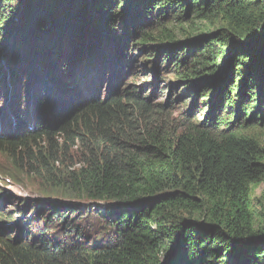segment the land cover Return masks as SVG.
I'll list each match as a JSON object with an SVG mask.
<instances>
[{
  "label": "trees",
  "instance_id": "16d2710c",
  "mask_svg": "<svg viewBox=\"0 0 264 264\" xmlns=\"http://www.w3.org/2000/svg\"><path fill=\"white\" fill-rule=\"evenodd\" d=\"M113 64L132 82L67 108L77 77ZM23 75L30 93L45 79L25 108L50 96L57 115L0 137L11 177L58 195L71 233L90 212L104 224L70 243L0 234V264H264V0H0V83Z\"/></svg>",
  "mask_w": 264,
  "mask_h": 264
},
{
  "label": "rangeland",
  "instance_id": "374dc122",
  "mask_svg": "<svg viewBox=\"0 0 264 264\" xmlns=\"http://www.w3.org/2000/svg\"><path fill=\"white\" fill-rule=\"evenodd\" d=\"M199 28L203 27V23H195ZM137 45H139L137 43ZM10 46H7L5 50H3L2 55L7 53L9 51ZM170 60V59H169ZM173 62H171V66H173ZM112 65H107L105 67V71H107V75L110 76L111 74V67ZM34 69H32L33 71ZM175 74L172 73L170 74L166 80H163L162 84L167 86L169 80L172 81L174 84ZM23 80H27V77L23 75L21 78H19V81L14 85L10 82V80H7L6 82L2 81L0 83V114L5 115V113L9 114L11 117L15 115V109L12 107L10 110H8L9 107L13 104V99L7 96L6 92L10 91L14 96H15V103L17 107V118L18 121L20 122L23 118L27 117L30 114V110L25 108L26 102H28L31 98V94H35L37 91L41 90L45 86V79H41V76L38 77V86H33L31 85L30 88H32V92L28 91V85L29 83H24ZM131 78L128 76L124 78L122 81V87H124L126 84L131 82ZM102 86V85H101ZM40 88V89H39ZM207 95L204 96V98H200L197 100V104H199L200 101L207 99ZM166 99L165 97L161 98H156L155 101L158 103L164 104ZM181 108H176V111ZM5 111V112H4ZM166 111H169L168 107H166ZM2 116V117H3ZM194 117L196 118H201L202 116L199 114H196ZM170 122H174V127H179L181 126L180 122H176V112H173V116L169 117ZM264 129V126L262 127ZM34 130H36L34 128ZM264 131V130H262ZM46 143V141H45ZM10 167L9 161L6 160L3 156L0 155V193H5L6 196H0V203H3L1 198L4 199V207L6 208V211L10 210V214L12 215L13 219H15V215H18L17 212L21 211L23 212L20 214L30 216L31 210H30V203L35 200V199H40L44 198L45 200H57L59 202H63L58 195H50L45 191V193L42 192V190L36 185V183H31V180L28 179L27 177H23L22 175H16L12 171L13 177L10 175V170L8 169ZM264 194V180L262 183L256 188L254 192V199H261ZM23 202H27L28 207L24 209V206L22 205ZM64 203H73L72 201H64ZM90 203V202H89ZM89 203H84V205L89 204ZM100 203V202H98ZM8 204H13L19 206V208L14 207L13 205H8ZM1 208V209H3ZM95 207L93 206L92 209ZM105 212L101 213L104 215ZM34 215V214H33ZM79 217V216H78ZM81 219L77 222V217H74L75 221H72L73 224L79 225L85 229L86 232H91L94 235H96L98 232L103 231L102 224H104L103 220L98 218L94 212H90L86 215L80 216ZM40 228L47 230V225L45 224V227L40 226ZM56 241H59L57 237H55ZM82 246V245H80Z\"/></svg>",
  "mask_w": 264,
  "mask_h": 264
},
{
  "label": "clouds",
  "instance_id": "9594fccd",
  "mask_svg": "<svg viewBox=\"0 0 264 264\" xmlns=\"http://www.w3.org/2000/svg\"><path fill=\"white\" fill-rule=\"evenodd\" d=\"M112 66L115 67V69L117 67L115 64H113ZM115 82L116 81H113L112 79L109 82L108 87ZM118 88H120V90L123 89V87L121 86L113 87L110 88V92L112 93L113 91L118 90ZM90 95L91 93L80 94L75 92L73 98L69 96V98L66 100L68 102L67 108L86 110L89 107H93L92 105H97L102 99L106 97L105 94L104 96L97 97L95 100L84 101ZM51 99L53 100V98ZM52 108L55 109L56 106L52 105L51 109ZM40 204L45 205V210H43V212H40L39 210ZM27 207V202H24V209ZM52 207L53 205L51 204V202L49 200H45V198L35 199L30 203V210L32 214L30 216L22 215L21 217H16L15 221H12L11 224L6 223V214H0V234H11V236L17 241L29 239L32 242V240L35 241L40 235H45L54 239L55 237H57L58 240L62 243H70L71 241H75L76 239L80 240L83 233L80 230V226L78 224L75 225L72 223V221H75V219L71 218V222H69L71 225H73V233H71V231L64 228V223L61 222L59 218L53 214V212L51 211ZM17 223H20L22 226L14 233H9L8 229ZM25 223H28V225H25ZM45 224L47 225V230L40 228V226L45 227ZM81 229L83 230L82 227Z\"/></svg>",
  "mask_w": 264,
  "mask_h": 264
},
{
  "label": "bare ground",
  "instance_id": "6f19581e",
  "mask_svg": "<svg viewBox=\"0 0 264 264\" xmlns=\"http://www.w3.org/2000/svg\"><path fill=\"white\" fill-rule=\"evenodd\" d=\"M79 81H80L79 84H80V85H83L82 79H80ZM23 82H24V83H28V81H26V80H23ZM116 85H117V83L115 82V83H112V84L107 88V91H106V97H105L104 99H102L100 102H103V101H105V100L108 99L109 95L112 94V93L110 92V88L116 87ZM36 107H37L38 109H40V107H39L38 105H36ZM45 121H46V122H50L51 124L55 122V121H49L48 118H47ZM51 124H50V125H51Z\"/></svg>",
  "mask_w": 264,
  "mask_h": 264
}]
</instances>
